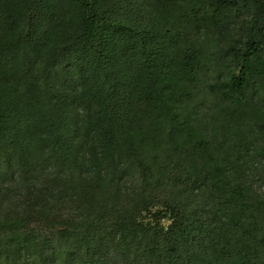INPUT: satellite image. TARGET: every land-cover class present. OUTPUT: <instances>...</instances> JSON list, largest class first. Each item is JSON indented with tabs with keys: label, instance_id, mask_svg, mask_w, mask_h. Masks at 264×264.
Wrapping results in <instances>:
<instances>
[{
	"label": "trees",
	"instance_id": "1",
	"mask_svg": "<svg viewBox=\"0 0 264 264\" xmlns=\"http://www.w3.org/2000/svg\"><path fill=\"white\" fill-rule=\"evenodd\" d=\"M200 93L230 138L191 122L182 101ZM251 158L264 0H0V264H264V193L239 173ZM159 204L167 228L143 217ZM70 206L53 236L31 228Z\"/></svg>",
	"mask_w": 264,
	"mask_h": 264
},
{
	"label": "rangeland",
	"instance_id": "2",
	"mask_svg": "<svg viewBox=\"0 0 264 264\" xmlns=\"http://www.w3.org/2000/svg\"><path fill=\"white\" fill-rule=\"evenodd\" d=\"M246 18H249V14L244 10V9H239L236 11H233L229 14L228 16V24L224 28L225 30L228 31V34L230 37L235 38L240 34L244 35V32L241 30V24L240 21H244ZM179 30H182L181 27L178 26ZM200 33H205L202 28L199 29V32L197 34L189 32L187 33L188 37H195V38H200L203 36V34ZM211 34V33H210ZM209 34V35H210ZM208 35V36H209ZM176 37V35H175ZM211 39V37H209ZM196 40V39H195ZM239 45V44H237ZM208 49L210 51H213L215 49L214 46H210L208 44ZM209 56V55H208ZM215 66V65H214ZM208 75L205 76L206 81H210L213 83L214 78L213 76L215 75V72L212 74V71L209 69ZM214 100H212V97L200 93L196 96H194V101L192 103V100L189 102H184L182 101V108H185L186 111L188 110L189 114V119L191 120L192 123H195L201 130L202 134L208 135V131L212 129L213 127L218 128L220 126V122L223 123L224 127L223 130H218V131H223L225 133L228 132V137H231V134L229 131H233L235 129V124L231 123L230 127H228L229 123L233 120L230 118H225L223 115H220L218 107L214 104ZM181 104V101H180ZM241 125V124H239ZM215 138L213 136H210L209 138H212V145L213 143H216L214 139L216 140H222L223 139V134L216 133ZM260 144V142L258 143ZM211 145V146H212ZM260 147V145H259ZM251 149V147H249ZM162 153V151H160ZM241 167L239 173L240 174H245L250 178V181L253 183L254 179L256 180L255 183H253V187L256 189L261 190L264 193V160H260L259 164L256 163L255 158H251L247 160L245 164H240ZM253 178V181H252ZM73 208L70 206L68 208H63L61 207V210H52L48 211L46 213H42L41 216H36V217H31V228L34 230H38L37 233L41 234H47L49 236H53L54 233L56 232V228L60 226H65L67 225L66 223V218L69 214V210H72ZM163 207L159 204L158 206L152 208L148 213L144 214L145 222H150V223H155V222H160L164 228H167L168 225L171 222V216L169 213H165L166 217L162 219H157V211L162 210ZM62 216V217H61ZM157 219V220H156ZM42 231V232H39ZM59 261V259H57ZM39 263L38 264H56L55 262L52 261L51 257H46V259H43V263L41 262V258L39 257ZM109 263L112 264H118V262L113 259ZM25 264V263H23ZM29 264V263H26ZM62 264V261L61 263Z\"/></svg>",
	"mask_w": 264,
	"mask_h": 264
}]
</instances>
